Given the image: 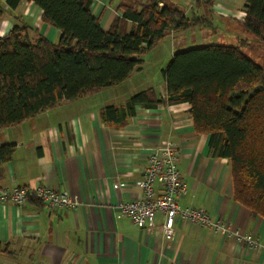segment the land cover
<instances>
[{"label": "crops", "instance_id": "crops-1", "mask_svg": "<svg viewBox=\"0 0 264 264\" xmlns=\"http://www.w3.org/2000/svg\"><path fill=\"white\" fill-rule=\"evenodd\" d=\"M121 1L92 2L91 12L99 17L103 30L121 16L116 9ZM160 2L176 5L187 17L216 18L230 36H235L245 13V0H188L186 7L178 6L179 0ZM41 14L33 2L21 0L11 9L6 0H0V37L13 24H25L57 42L60 31L45 23ZM131 26L126 22L125 31ZM214 27L212 21L210 28ZM182 31L169 35L174 39ZM30 36L36 35L31 32ZM173 52L172 48L169 54ZM158 62L152 75L146 76L151 62L145 54L140 68L123 82L72 101L62 100L0 129V147L13 145L8 160L2 161L0 154V187H51L79 202L73 210L58 211L35 198L21 206L0 203V264H264L262 247L250 246L232 234L177 219L173 235L164 236L163 214L157 212L155 228L147 230L115 209L119 202L143 196L137 182L150 151L171 141L178 147L177 166L186 185L178 204L203 209L230 229L250 233L264 243V218L232 198L229 161L209 154L208 135L194 132L188 103L136 105L124 124L101 117L104 107L120 109L131 95L148 88L164 97L166 66L160 69Z\"/></svg>", "mask_w": 264, "mask_h": 264}, {"label": "trees", "instance_id": "trees-1", "mask_svg": "<svg viewBox=\"0 0 264 264\" xmlns=\"http://www.w3.org/2000/svg\"><path fill=\"white\" fill-rule=\"evenodd\" d=\"M20 1L6 0L11 9ZM26 1L40 7L41 19L60 37L51 42L25 24H13L0 37V129L62 100L123 82L172 32L212 26L207 15L187 17L160 0L119 2L121 16L107 30L91 12L94 0ZM244 12L240 24L251 36L244 44L264 46V0H245ZM128 21L132 26L126 32ZM163 75L164 97L148 88L131 95L120 109L104 107L101 117L124 124L136 105L188 103L194 132L208 135L209 154L229 161L232 198L264 218V66L240 45L205 44L174 51ZM12 150V144L0 147L2 161Z\"/></svg>", "mask_w": 264, "mask_h": 264}, {"label": "built area", "instance_id": "built-area-1", "mask_svg": "<svg viewBox=\"0 0 264 264\" xmlns=\"http://www.w3.org/2000/svg\"><path fill=\"white\" fill-rule=\"evenodd\" d=\"M178 154L177 145L171 141H166L152 149L147 164L142 170V178L137 182L143 196L119 202L115 205V209L129 217L137 227L147 230L155 228L156 213L163 214L164 221L160 228L164 236H172L174 223L177 219H181L209 227L225 235L232 234L237 239L246 241L250 246L264 249V243L258 242L250 233L242 234L230 229L225 222L210 217L203 209L178 204L177 197L186 192V185L181 180L177 166ZM29 198L39 199L54 211L73 210L79 204L76 197L51 187L15 186L10 189L0 187V203L10 202L21 206Z\"/></svg>", "mask_w": 264, "mask_h": 264}, {"label": "rangeland", "instance_id": "rangeland-1", "mask_svg": "<svg viewBox=\"0 0 264 264\" xmlns=\"http://www.w3.org/2000/svg\"><path fill=\"white\" fill-rule=\"evenodd\" d=\"M114 1L116 3L120 0ZM187 2L188 0H179L178 6L180 5L186 7ZM212 21L216 26L214 28L195 26L180 32L176 35V37H174V39L169 34L164 36V38L157 44L156 47L146 53L151 65L144 71L145 75H152L153 70H156L157 65H159L158 61H160V69L166 66L167 61L171 57V54H169L170 49L173 48L174 51H176L187 47L205 44L240 45L241 50L248 57H250L256 63L264 66V46L256 45L255 43L244 44V42H251V36L243 29L241 25H238V31L234 33L235 36H230L231 34H228L227 32L229 30L226 29L225 26L216 23V18H213ZM172 40H175V47L172 46ZM184 42H187V44H184ZM166 54H168L167 60L162 62V59ZM9 259L11 260V258Z\"/></svg>", "mask_w": 264, "mask_h": 264}]
</instances>
